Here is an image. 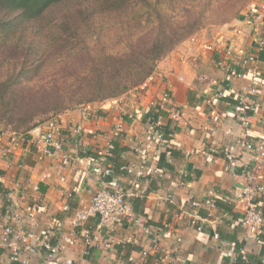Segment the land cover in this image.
<instances>
[{"label": "crops", "instance_id": "obj_1", "mask_svg": "<svg viewBox=\"0 0 264 264\" xmlns=\"http://www.w3.org/2000/svg\"><path fill=\"white\" fill-rule=\"evenodd\" d=\"M262 16L264 29V12ZM239 29L242 32L236 34ZM229 42L232 49L242 47L256 54L259 63L255 79L247 74L227 80L219 61ZM156 69L162 82L146 93L132 91L114 100L66 111L30 131L26 135L29 140L9 157L0 158V236L9 223L10 207L22 217V223L13 228L25 232L31 244L48 240L54 245L68 236L75 239V244L63 251L60 264H156L157 253H151L148 259L141 255L145 240L142 233L124 223L114 224L102 237L96 233V219H89L81 228L71 226L76 210L89 205L97 191L112 186L124 193L134 212L155 230L161 245L174 251L173 258L180 263L230 264L231 255L243 248L246 255L240 263L264 264V228L259 235L246 234L239 211L230 203L246 181L242 171L232 170L221 155L225 147L241 153L243 142L264 139V49L255 51L249 29H243L235 19L210 37L199 34L185 41ZM201 76L206 81L200 80ZM165 87L171 94V105L182 114L181 121L176 127L168 111H159V124L162 129L168 128L171 137L163 147L148 146V119L143 113ZM250 89L255 93L248 96L259 108L250 113L244 128L236 119L233 94ZM223 90L232 96L209 106L210 96ZM49 129L61 142L62 154L69 156L67 162L60 159V154L37 161L31 141ZM117 129L120 137L114 136ZM0 141L1 156L6 141ZM106 150L112 175L100 177L92 167ZM143 153L149 160L144 166ZM240 158L247 162V155ZM260 178L264 186V169ZM35 186L37 191L33 190ZM211 197L215 208L209 210L206 204ZM191 201L196 207L191 208ZM256 203L264 216V194ZM191 216L202 220L201 232L187 225ZM86 231L89 241L84 238ZM15 248L17 260L12 259ZM26 257L22 243L6 245L0 239V264H22ZM29 260L33 264H56L42 249Z\"/></svg>", "mask_w": 264, "mask_h": 264}, {"label": "trees", "instance_id": "obj_2", "mask_svg": "<svg viewBox=\"0 0 264 264\" xmlns=\"http://www.w3.org/2000/svg\"><path fill=\"white\" fill-rule=\"evenodd\" d=\"M77 1L0 0V125L4 128L26 135L66 111L114 100L134 90L155 72L160 61L208 23L214 7L222 5L220 0H190L192 5L185 6L176 18L163 6L164 0ZM225 1L230 9L238 0ZM57 11L65 12L61 18L73 27L66 24L70 28L66 39L55 44L66 48L72 39L77 40V51L67 59L71 66L85 64L88 69L82 68L77 74L46 75L39 81L41 55L31 59L33 53H28L31 48L37 52L34 45L47 38L51 31L46 29L47 23ZM113 20L122 25L111 41V46H121L118 51L110 52L107 41L98 35L91 49L84 45L76 22L98 34L102 30L99 23ZM29 37L30 49H25ZM33 80L42 84L25 85ZM161 130L168 141V128ZM241 260L238 258L235 264H242Z\"/></svg>", "mask_w": 264, "mask_h": 264}, {"label": "built area", "instance_id": "obj_3", "mask_svg": "<svg viewBox=\"0 0 264 264\" xmlns=\"http://www.w3.org/2000/svg\"><path fill=\"white\" fill-rule=\"evenodd\" d=\"M263 12L264 0H257L255 4L253 3L244 9L238 18V21L243 24V29L244 27L249 29L250 42L257 52H261L264 49V29L262 28ZM241 32V29L236 30V34H240ZM231 46L232 44L229 42L219 61V66L224 70L227 80L241 79L247 74L251 79H255L258 75L257 65L259 63L256 54L253 52H246L242 47L232 49ZM162 78L163 77L158 74L156 69L154 73L132 91L144 94L149 91L153 85L161 83ZM199 79L206 81L205 76H201ZM249 93H255V90L250 89L243 94H233V98L237 103L238 113L236 119L240 121L244 128L249 124L248 120L250 118V113H256L259 108L258 104L248 96ZM231 96L232 94L229 91H218L210 96L207 104L212 106L217 101L222 99L226 100ZM161 110L168 111L174 126H179L182 114L171 105V94L166 87L160 91L159 97L155 101H152L143 113L148 119V146L163 147V145L166 144V139L164 138L159 124V117L155 118V115ZM84 111L86 112V109H84ZM93 118L97 119V116L93 115ZM119 132L120 130L117 129L114 136L120 137ZM26 135L15 133L9 128H4L0 125V140L5 139L6 141V146L1 148L2 153L0 158H7L12 155L14 149L20 147L24 141H27L28 137ZM31 148H33L38 162L43 161L47 157L56 158L59 154L63 162L69 160V156L62 154V144L56 140L55 131L53 129H49L43 135L32 140ZM241 153H236L229 147H225L221 151L222 158L229 164L232 170L242 171V176L246 181V185L241 186L234 192L233 197H231L232 199H230V203L233 209L239 211L241 215V223L244 232L249 236H256L262 233L264 228V216L257 209L256 203L257 198L264 194V186L260 182L261 173L264 169V139L258 142L249 140L243 142ZM107 155L108 150L103 151L98 157V161L92 167L97 176L110 177L112 175V166L109 165L107 161ZM242 155H247V162H242L240 158ZM148 161V157L143 153L141 157L142 166ZM21 166L22 164L18 162L17 167L20 168ZM183 176L186 177L187 174L184 173ZM181 185H183V183H181ZM33 190L37 191L38 188L35 186ZM168 199L169 196H167V199L165 198V201ZM190 206L191 208L196 207V203L191 201ZM206 207L209 210L215 208V200L213 197L208 199ZM182 212L185 213V211ZM7 214L9 215V223L4 225L0 239L1 242L6 245H10L12 241L22 243L23 251L27 256L25 259L21 260L22 264H33L29 260V257L34 256L38 249L43 250L47 259L56 264H60L62 262L63 251L67 247L75 244V239L72 238V236L64 237L54 245L48 240H42L38 245L35 243L31 244L25 232L16 231L13 228L14 225L17 226L22 223L21 214L15 212L10 207ZM91 218L96 219L98 222L96 233L99 237H102L114 224L124 223L128 227L137 229L145 238L142 242L144 248L141 255L143 258L148 259L151 253H157L158 259L156 264H183L173 258L174 251L172 249L165 248L161 245L159 235H157L155 230L149 226L145 220L134 212L127 197L120 190L112 186H106L97 191L92 196L89 205L75 211L70 224L74 229L81 228ZM201 221L202 220L197 216H191L187 225L195 231L201 232L204 229V225L200 223ZM164 228L171 230L168 225H164ZM171 232L174 234V230H171ZM84 238L89 241V232L86 231L84 233ZM213 238L217 240L219 238L218 234L214 233ZM175 241L180 242V238L175 236ZM99 243L101 244L102 241ZM18 255V249H13L12 259L17 260ZM245 255L246 251L240 248L231 255L230 264H235L238 258L244 259Z\"/></svg>", "mask_w": 264, "mask_h": 264}, {"label": "rangeland", "instance_id": "obj_4", "mask_svg": "<svg viewBox=\"0 0 264 264\" xmlns=\"http://www.w3.org/2000/svg\"><path fill=\"white\" fill-rule=\"evenodd\" d=\"M196 1H199V0H196ZM220 1L222 5L214 7L212 9L213 11L209 14V17H208L210 19L208 23H206L205 26L201 30H199V32L194 34L192 38L199 34H204L209 37L212 36V34L215 31H217L219 28L235 20L236 19L235 17L239 15V13H241L244 9H246L249 5L254 3L256 0H241V2H239L238 0L237 2L233 3L234 8H230V9H228L229 6L228 7L225 6L226 5L225 0H220ZM81 2H83V0L77 1L78 4ZM78 4H75L74 6L78 7L77 6ZM189 5H192V2H190V0H164L163 1V6L165 8L167 7V9H170V13H173L176 16V18L180 17L183 13V9L185 8V6H189ZM56 14L57 15L55 16V18H49V21L47 23L46 29H48V31L51 30L48 33L47 38L44 40L43 43H40V45L38 44L34 45V47H36L37 49V52H34L31 48V51L28 53V55H30L31 52L33 53V55L31 56V59H37V57L41 55L39 59L41 60V67H39L40 71L37 76L39 77L38 78L39 81L41 78H43L46 75H52V74H57V73L65 74L67 72H72L74 74L75 73L77 74L82 71V68L84 70L88 69V67L86 68L85 64H75L71 66L70 60L67 59L69 56L72 58L74 56V53L77 51L78 44L77 46L75 45L76 43H78L77 40L72 39V42H71L72 44H70L66 48H59V45L55 44V42H60L66 39V34L70 30V28L69 29L66 28V24L73 27L69 22L61 18V15H65V12L57 11ZM52 24H56L57 27L53 28ZM76 24L79 28H81L79 32L81 34V38L84 42V45L87 48L89 49L92 48L93 38L96 35H98L102 39V41H107V49L110 52L118 51L121 48V46L120 47L111 46V44H113L111 41H113L114 38H117L116 30L122 27L119 21L115 22V20H113V21H108V22L103 21L102 23H99V24H102L101 25L102 30L98 34H96L95 30L92 31L87 27H83L82 23L80 22H76ZM28 41H31V37H29L26 44L24 45L25 49L27 48L30 49L28 45ZM81 46L82 44L80 45V47ZM36 80H33L32 83L30 84L27 83L25 85H27L28 87H31V86L42 84ZM58 85H61V84H58ZM62 85L68 86V83L62 84Z\"/></svg>", "mask_w": 264, "mask_h": 264}]
</instances>
